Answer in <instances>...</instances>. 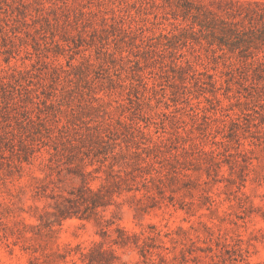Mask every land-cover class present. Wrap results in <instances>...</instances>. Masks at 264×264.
<instances>
[{"label":"rangeland","instance_id":"374dc122","mask_svg":"<svg viewBox=\"0 0 264 264\" xmlns=\"http://www.w3.org/2000/svg\"><path fill=\"white\" fill-rule=\"evenodd\" d=\"M0 264H264V0H0Z\"/></svg>","mask_w":264,"mask_h":264}]
</instances>
